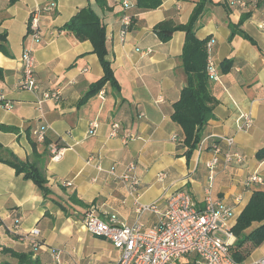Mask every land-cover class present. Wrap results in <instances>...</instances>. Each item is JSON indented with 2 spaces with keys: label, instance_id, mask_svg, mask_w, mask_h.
I'll return each mask as SVG.
<instances>
[{
  "label": "crops",
  "instance_id": "1",
  "mask_svg": "<svg viewBox=\"0 0 264 264\" xmlns=\"http://www.w3.org/2000/svg\"><path fill=\"white\" fill-rule=\"evenodd\" d=\"M51 1L55 7L42 12L41 42L34 44L27 36L28 16ZM103 2L107 8H101L97 0H0V45L4 48L0 52V125L13 129L0 130V264L16 263L2 248L30 253L41 264H115L119 252L104 238L88 234L82 218L94 210L120 224L137 221L146 229L157 223V214H137L120 182L129 164L136 167L142 204L157 203L162 212L169 195L183 189L202 210L209 190L213 200L230 209V230L253 192H264L263 0H243V5L235 0H161L157 9L144 12L134 7L135 0ZM123 2L129 4L128 9ZM86 7L105 24L106 58L118 85L116 89L107 82L98 91L103 96L85 97L103 77L91 43L59 30ZM124 14L133 16L135 25L122 35ZM195 16V36L212 41L211 58L220 82L209 80L216 102L212 118L201 131L202 149L197 145L187 154L183 132L171 120L172 105L186 85L181 64L185 33L175 31L167 42H161L154 26L162 21L185 25ZM26 48L35 59L39 84L35 91L18 87L20 57ZM147 49L151 52L144 54ZM42 90H58L61 98L39 104ZM4 103L11 108H4ZM239 113L251 117L248 130L236 128ZM93 122L96 127L90 130ZM114 122L120 128L113 136ZM40 133L50 142L48 146L37 141ZM219 137L233 138V144L228 146ZM215 142L221 148L220 163L210 174L206 162L213 156ZM52 148L65 150L59 161L50 160ZM227 150L240 154L242 162L223 166L222 153ZM12 156L42 171L49 195L44 197L32 181L6 163ZM252 174L262 182L246 185ZM259 225L252 223L244 233ZM32 229L38 232L37 247L25 236ZM230 242L232 248L234 236ZM244 248L248 253L242 263L264 258V241L252 248L247 242ZM171 264L202 263L194 254H186Z\"/></svg>",
  "mask_w": 264,
  "mask_h": 264
},
{
  "label": "built area",
  "instance_id": "2",
  "mask_svg": "<svg viewBox=\"0 0 264 264\" xmlns=\"http://www.w3.org/2000/svg\"><path fill=\"white\" fill-rule=\"evenodd\" d=\"M264 2V0H263ZM237 5H243V0H235ZM55 2L51 1L43 8L32 10L27 19V36L34 44L41 42L39 34V20L44 11H51ZM125 9L129 8L127 2H123ZM264 9V7H263ZM124 26L129 24V17L124 14L121 18ZM124 35L125 32L121 31ZM212 41L206 44L207 59L205 72L212 82H220V74L214 61L211 58ZM147 49L144 54L150 53ZM21 77L18 87L22 90L35 91L39 84L35 77V59L31 49H24L21 57ZM58 90H42L39 104L43 101H59L61 96ZM103 96V92L98 93ZM1 100V97H0ZM3 107L10 109L8 103ZM235 126L238 130H248L252 126V119L248 114L239 113ZM96 127L95 122L89 128ZM120 128L119 123L111 124V135H116ZM44 139L43 133L37 137L38 142ZM219 141L225 142L228 146L233 144V138L219 137ZM204 141H199L198 150L202 149ZM212 158L206 162L209 173L212 174L220 163L221 148L219 144L211 145ZM63 148H52L50 160L59 161L64 155ZM243 157L231 150L222 153V165L227 166L232 162H242ZM136 167L129 164L120 176V182L126 189L127 194L132 198L133 206L137 214L151 212L157 214V223L149 228H143L137 221L131 225L120 224L114 217L102 218L94 210H88L83 218L82 224L85 231L91 236L104 238L119 252V258L115 264H171L173 260L186 255L194 254L202 264H246L237 263L231 256L230 244L233 238L228 221L232 213L229 208L221 205L212 199L209 190L205 196V206L198 210L186 190L178 189L173 191L166 200L162 212H159L157 203L150 205L140 202V180L136 175ZM112 174V172H110ZM161 179L163 174H158ZM262 179L256 174L247 177L246 185L261 183ZM70 185L68 182L64 183ZM30 238L32 247L38 246L36 229L30 230L26 235ZM223 236V238H222ZM251 264H264V258Z\"/></svg>",
  "mask_w": 264,
  "mask_h": 264
},
{
  "label": "trees",
  "instance_id": "3",
  "mask_svg": "<svg viewBox=\"0 0 264 264\" xmlns=\"http://www.w3.org/2000/svg\"><path fill=\"white\" fill-rule=\"evenodd\" d=\"M97 2L101 8H107L103 0H97ZM160 5L161 0H135L134 7L138 11L144 12L155 10ZM128 17L129 24L127 26L122 24V31L125 33L131 31L135 25L134 17L129 15ZM195 19L196 16L185 25H175L171 21H162L154 26V31L161 42H167L175 31H183L185 33L181 64L186 73V85L181 89L178 100L172 105L171 120L179 125L183 132V143L187 147V154L192 153L197 147L201 138V131L208 120L212 118V106L216 102L210 93L209 79L205 72L208 56L206 44L209 39L199 40L195 36L193 27ZM59 30L71 32L79 41H89L92 45L93 53L97 55L103 69V77L93 84L85 97L98 93L107 82L118 89L117 82L113 77L111 63L106 58L105 24L98 15L90 7L83 8ZM243 37L254 44V41L247 35L243 34ZM1 51H4V48L0 45ZM225 63L228 64L229 61ZM0 130L13 131L12 128L1 125ZM43 141L46 146L50 144L47 140L43 139ZM35 149V144L33 143V155L36 153ZM6 163L17 174H23L24 179L32 181L41 190L44 197L49 195L50 192L46 187L45 176L35 164L20 161L14 156ZM252 223H259L260 225L245 234L244 231ZM230 231L235 237L233 247L230 248L231 256L235 262L242 263L248 253V249L246 250L244 245L248 242L250 243V248H252L257 247L264 241V192H253ZM1 252L15 259V264H41L37 258H32L33 256L30 253L16 252L10 248H2Z\"/></svg>",
  "mask_w": 264,
  "mask_h": 264
},
{
  "label": "rangeland",
  "instance_id": "4",
  "mask_svg": "<svg viewBox=\"0 0 264 264\" xmlns=\"http://www.w3.org/2000/svg\"><path fill=\"white\" fill-rule=\"evenodd\" d=\"M43 142V141H42Z\"/></svg>",
  "mask_w": 264,
  "mask_h": 264
}]
</instances>
